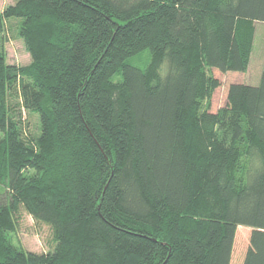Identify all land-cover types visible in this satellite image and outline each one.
I'll use <instances>...</instances> for the list:
<instances>
[{"label": "trees", "instance_id": "1", "mask_svg": "<svg viewBox=\"0 0 264 264\" xmlns=\"http://www.w3.org/2000/svg\"><path fill=\"white\" fill-rule=\"evenodd\" d=\"M12 19L25 66L7 62ZM256 23L264 0L0 8V264H231L241 226L243 264H264V75L210 111L211 71H248ZM22 212L47 251L12 242Z\"/></svg>", "mask_w": 264, "mask_h": 264}, {"label": "rangeland", "instance_id": "2", "mask_svg": "<svg viewBox=\"0 0 264 264\" xmlns=\"http://www.w3.org/2000/svg\"><path fill=\"white\" fill-rule=\"evenodd\" d=\"M17 0H0V8L5 9L14 5ZM254 48L249 69L246 73L228 72L221 73L212 70L214 77L221 81L211 100L210 111L216 113L227 102L228 88L231 84L240 83L257 86L264 75V23H256ZM19 25L16 19L7 23L3 36L4 47L7 54V62L10 65H28L31 62L30 54L25 48L23 39L19 36ZM141 57V56H140ZM133 57L129 63L139 68H144L149 61L150 54L145 52L143 56ZM164 72V70L162 71ZM26 115L30 122V130L38 133V117L35 114ZM1 189V188H0ZM2 193L3 191L0 190ZM252 229L241 226L237 229L231 264H243L246 252L249 248ZM50 238V230L45 225H37L25 212H22L17 232L11 235L12 242L27 251L43 253L48 250L47 241Z\"/></svg>", "mask_w": 264, "mask_h": 264}, {"label": "crops", "instance_id": "3", "mask_svg": "<svg viewBox=\"0 0 264 264\" xmlns=\"http://www.w3.org/2000/svg\"><path fill=\"white\" fill-rule=\"evenodd\" d=\"M256 33V32H255Z\"/></svg>", "mask_w": 264, "mask_h": 264}]
</instances>
